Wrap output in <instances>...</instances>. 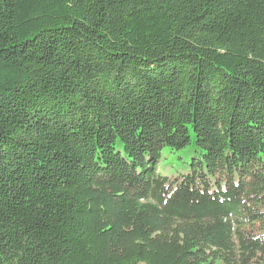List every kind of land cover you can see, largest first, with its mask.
<instances>
[{
    "label": "trees",
    "instance_id": "obj_1",
    "mask_svg": "<svg viewBox=\"0 0 264 264\" xmlns=\"http://www.w3.org/2000/svg\"><path fill=\"white\" fill-rule=\"evenodd\" d=\"M0 264H264V0H0Z\"/></svg>",
    "mask_w": 264,
    "mask_h": 264
}]
</instances>
